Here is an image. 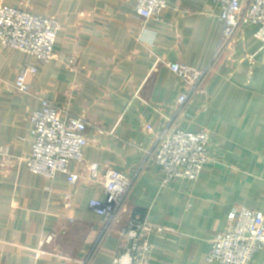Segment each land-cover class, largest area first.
<instances>
[{"label": "crops", "instance_id": "obj_1", "mask_svg": "<svg viewBox=\"0 0 264 264\" xmlns=\"http://www.w3.org/2000/svg\"><path fill=\"white\" fill-rule=\"evenodd\" d=\"M0 1L61 23L58 59L46 65L0 43V150L7 147L21 159L8 173L0 171V264H113L125 252L120 232L136 217L171 229L151 235L150 264H222L207 257L233 209L264 211V42L256 28L237 32L234 61L222 59L205 93L176 117L186 89L165 62L197 69L210 63L223 28L214 0H168L163 21L147 23L136 15L137 0ZM157 58L164 62L156 66ZM29 65L39 72L27 79L31 92L18 93L12 83ZM41 99L85 117L86 163L135 178L111 224L90 206L104 198L101 185L83 179L72 187L66 174L47 179L22 160L32 152L28 116L41 108ZM169 121L184 131L211 132V161L196 181L180 178L164 186L153 162L137 173ZM70 168L81 170L76 163ZM69 191L72 210L64 201ZM252 264H264V250Z\"/></svg>", "mask_w": 264, "mask_h": 264}, {"label": "built area", "instance_id": "obj_2", "mask_svg": "<svg viewBox=\"0 0 264 264\" xmlns=\"http://www.w3.org/2000/svg\"><path fill=\"white\" fill-rule=\"evenodd\" d=\"M220 9L222 34L219 45L210 63L203 69L180 62H165L167 67L184 82L186 91L178 99L176 117L184 114L190 100L205 93V84L214 72L216 65L224 58L234 61V41L237 32L246 26L255 27V37L264 42V0H214ZM169 8L168 0H137L136 15L144 23L151 20L163 21ZM61 29L60 21L50 15H38L25 7L0 1V43L4 47L33 56L41 65L57 60L55 43ZM164 62L161 58L158 63ZM74 60L70 61V66ZM39 72L37 65H29L19 73L12 83L18 93L29 94V76ZM39 110L30 112L29 135L33 139L32 152L22 160L30 171L47 179H54L60 173L68 177L72 187L81 180L99 184L104 190V198H95L90 206L111 224L124 205L135 184V178L123 171L103 167L97 162L86 163L84 147L88 144L86 135L88 122L83 116L65 113L49 100L41 99ZM148 133L154 127L145 125ZM211 132L203 129L188 132L180 129L175 121H169L157 133L154 142L138 167L140 173L150 163L159 166L164 186L183 178L196 181L206 164L211 161ZM21 162L10 155L9 149L0 150V171L4 174ZM76 163L79 171L70 166ZM65 206L72 210L74 194H65ZM73 221V218L71 219ZM171 229L136 217L129 221L120 232V247L125 250L122 256L115 257L113 264H150L153 247L152 234L166 235ZM264 250V211L238 206L229 215L228 229L219 233L213 240L209 262L222 264H252L255 255Z\"/></svg>", "mask_w": 264, "mask_h": 264}]
</instances>
